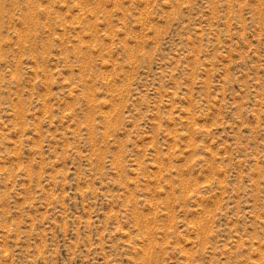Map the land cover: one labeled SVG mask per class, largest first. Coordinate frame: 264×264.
I'll list each match as a JSON object with an SVG mask.
<instances>
[{
  "label": "rangeland",
  "instance_id": "obj_1",
  "mask_svg": "<svg viewBox=\"0 0 264 264\" xmlns=\"http://www.w3.org/2000/svg\"><path fill=\"white\" fill-rule=\"evenodd\" d=\"M0 264H264V0H0Z\"/></svg>",
  "mask_w": 264,
  "mask_h": 264
}]
</instances>
